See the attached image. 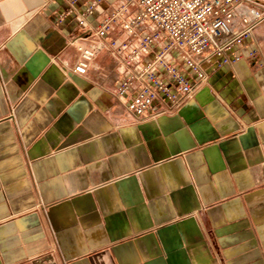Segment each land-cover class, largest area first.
<instances>
[{"label": "crops", "instance_id": "crops-1", "mask_svg": "<svg viewBox=\"0 0 264 264\" xmlns=\"http://www.w3.org/2000/svg\"><path fill=\"white\" fill-rule=\"evenodd\" d=\"M68 7L0 0V264H264V21L139 123L111 52L75 72L93 38Z\"/></svg>", "mask_w": 264, "mask_h": 264}, {"label": "built area", "instance_id": "built-area-1", "mask_svg": "<svg viewBox=\"0 0 264 264\" xmlns=\"http://www.w3.org/2000/svg\"><path fill=\"white\" fill-rule=\"evenodd\" d=\"M103 1L69 0L62 13L76 20L84 38H93L79 47L75 72L84 75L99 53L111 52L122 69L116 96L128 97L127 110L139 123L178 112L208 82L211 69L242 60L233 49L264 21L261 0H116L92 23ZM117 26L125 41L111 37Z\"/></svg>", "mask_w": 264, "mask_h": 264}]
</instances>
